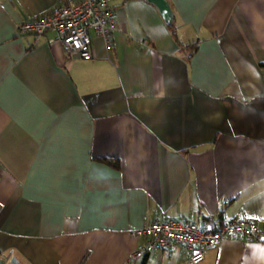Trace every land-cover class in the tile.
<instances>
[{
	"label": "crops",
	"instance_id": "1",
	"mask_svg": "<svg viewBox=\"0 0 264 264\" xmlns=\"http://www.w3.org/2000/svg\"><path fill=\"white\" fill-rule=\"evenodd\" d=\"M63 1L0 0V264H188L126 261L160 218L264 232V0H166L174 37L147 0H110L90 60L18 32ZM199 264H264V241Z\"/></svg>",
	"mask_w": 264,
	"mask_h": 264
},
{
	"label": "built area",
	"instance_id": "2",
	"mask_svg": "<svg viewBox=\"0 0 264 264\" xmlns=\"http://www.w3.org/2000/svg\"><path fill=\"white\" fill-rule=\"evenodd\" d=\"M113 27L114 14L110 0H64L41 15L22 22L17 29L19 33L35 38L52 32L64 52L74 54L82 60H90L92 35L99 37L108 51L111 48L110 34ZM130 234L143 242L128 255L127 262L155 251L183 249L187 252L188 264H199L206 251L226 237L264 241L262 229L255 221L245 217L208 222L202 226L193 222L160 218ZM2 257L0 253V258Z\"/></svg>",
	"mask_w": 264,
	"mask_h": 264
},
{
	"label": "water",
	"instance_id": "3",
	"mask_svg": "<svg viewBox=\"0 0 264 264\" xmlns=\"http://www.w3.org/2000/svg\"><path fill=\"white\" fill-rule=\"evenodd\" d=\"M152 3L158 10L160 17L164 21L165 24H172V12L166 0H147ZM14 264V260L11 261Z\"/></svg>",
	"mask_w": 264,
	"mask_h": 264
},
{
	"label": "trees",
	"instance_id": "4",
	"mask_svg": "<svg viewBox=\"0 0 264 264\" xmlns=\"http://www.w3.org/2000/svg\"><path fill=\"white\" fill-rule=\"evenodd\" d=\"M168 28H169L172 36L174 37V35H175L174 33L175 32H174V26H173V24L168 25ZM196 47H197V42H192V43H190V44H188V45H186L184 47V49L186 51V54H187V56L185 58L186 60H188L190 58L191 54L194 53V51L196 50Z\"/></svg>",
	"mask_w": 264,
	"mask_h": 264
}]
</instances>
